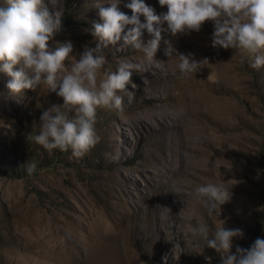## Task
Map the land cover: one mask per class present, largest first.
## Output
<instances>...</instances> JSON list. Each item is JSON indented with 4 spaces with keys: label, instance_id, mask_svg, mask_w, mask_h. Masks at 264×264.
Wrapping results in <instances>:
<instances>
[{
    "label": "rangeland",
    "instance_id": "obj_1",
    "mask_svg": "<svg viewBox=\"0 0 264 264\" xmlns=\"http://www.w3.org/2000/svg\"><path fill=\"white\" fill-rule=\"evenodd\" d=\"M97 2L110 6L64 0L62 30L48 48L72 42L65 71L98 43L90 31L102 23ZM131 2L117 5L129 17ZM144 3L167 11L159 0ZM142 31L146 43L151 36ZM213 31L205 21L199 32H162L150 62L121 47L123 39L104 48L98 83L121 60L140 71L132 72L135 96L124 98L123 112L97 109L99 142L83 158L49 153L30 139L42 112L62 98L46 86L14 94L11 77L0 73V264H222V254L193 235L200 223L210 239L221 225L242 229L232 252L248 248L257 223L264 238V67L252 69L235 49L213 48ZM169 43L208 62L182 75L175 54H165ZM207 183L229 189L231 199L213 206L198 198L195 188Z\"/></svg>",
    "mask_w": 264,
    "mask_h": 264
},
{
    "label": "clouds",
    "instance_id": "obj_2",
    "mask_svg": "<svg viewBox=\"0 0 264 264\" xmlns=\"http://www.w3.org/2000/svg\"><path fill=\"white\" fill-rule=\"evenodd\" d=\"M118 2L110 0L109 7L94 4L102 23L93 22L90 31L98 43L95 47L85 46L68 71L64 68L73 52L72 42L60 43L55 51L48 48V41L62 30L64 0H3L0 4V73L11 77L8 89L19 94L24 89L46 86L47 92L63 100L42 112L39 133L30 136L49 153L53 149L71 150L73 157L83 158L99 142L95 130L97 109H114L119 114L124 111V98L129 103L133 100L136 84L131 77L133 70L140 71L139 63L121 60L115 71L105 72L104 78L97 81L99 70L106 64L103 49L121 39V47L142 52L144 60L150 62L162 32L173 36L190 34L199 32L205 21H212L213 48L235 49L241 61L247 60L252 69L264 67V0H159L162 7H167L160 14L144 0H132L127 5L132 10L130 17L118 9ZM165 22L166 28L162 27ZM144 29L151 36L146 43L142 39ZM165 54H175L182 75L196 73L208 62L207 58L197 61L192 54L178 53L170 43ZM34 168L29 166L28 174ZM194 191L213 206L231 199L229 189L213 183L199 185ZM192 232L222 254V264H264V238H256L248 248L237 245L232 252L233 238H243L242 229L221 225L210 239L207 226L200 223Z\"/></svg>",
    "mask_w": 264,
    "mask_h": 264
},
{
    "label": "trees",
    "instance_id": "obj_3",
    "mask_svg": "<svg viewBox=\"0 0 264 264\" xmlns=\"http://www.w3.org/2000/svg\"><path fill=\"white\" fill-rule=\"evenodd\" d=\"M260 231H261V227L259 226V223H257L254 229L252 230V233L249 236L250 241L247 245L248 247H250V245L255 241V239L259 237Z\"/></svg>",
    "mask_w": 264,
    "mask_h": 264
}]
</instances>
